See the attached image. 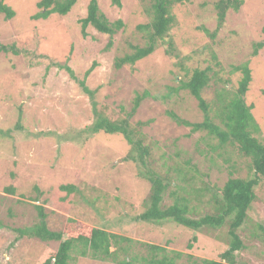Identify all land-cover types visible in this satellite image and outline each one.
I'll return each instance as SVG.
<instances>
[{"label": "rangeland", "instance_id": "374dc122", "mask_svg": "<svg viewBox=\"0 0 264 264\" xmlns=\"http://www.w3.org/2000/svg\"><path fill=\"white\" fill-rule=\"evenodd\" d=\"M38 1L5 0L14 15L5 19L0 13V45L12 46L0 52V264H42L57 249V241L21 236L18 231L38 223L36 205L42 206L49 230L61 231L72 219L71 233L96 227L132 239L129 256L146 253L140 243H153L180 251L178 263L220 260L228 248L226 225L194 231L170 221L138 220L149 182L139 175L137 162L126 158L130 145L120 134L85 138L81 130L94 121L92 102L110 119L120 118L130 110L135 94L147 91L129 123L143 134L151 169L185 188H197L202 180L220 188L229 176L249 177V158L240 156L236 147L220 145L206 131L192 132L171 117L169 112L190 122L203 120L195 98L171 88L194 68L209 66L211 80L202 96L212 104L219 92L233 94L241 75L235 67L247 63L251 81L244 98L253 106L258 124L254 135L264 142V46L252 55L254 43L264 41V0H242L238 11L229 9L213 36L202 28L215 29L216 0L175 3L170 38L134 64L119 68L114 66L116 57L130 53L131 45L145 44V32L137 25L149 21L145 10L152 0H120V7L97 0L110 21L124 23L107 49L109 35L91 26L86 36L81 35L78 20L86 15L89 0H77L65 15L33 20ZM93 63L84 79L94 93L90 98L78 81ZM177 169H189L195 181L189 185L179 180ZM66 184L76 189L60 188ZM254 192L238 230L244 247L235 252V264H264V243L254 234L258 223L264 225V180ZM208 196L191 202L195 216L209 213ZM164 202L170 199L165 196ZM74 255L71 264H119ZM123 258L120 252L117 259Z\"/></svg>", "mask_w": 264, "mask_h": 264}, {"label": "trees", "instance_id": "16d2710c", "mask_svg": "<svg viewBox=\"0 0 264 264\" xmlns=\"http://www.w3.org/2000/svg\"><path fill=\"white\" fill-rule=\"evenodd\" d=\"M77 0H39L36 3L37 11L31 16L33 20L46 19L51 14H67ZM182 0H152L149 7L145 10L150 19L146 23L137 25L138 30L145 32V44L143 46L131 45L132 51L114 60L116 68L125 64H134L154 51L159 41L169 37L170 29L174 23V16L171 12L172 6ZM111 4L121 6L120 0H110ZM242 0H216L214 9L216 14V27L212 32L202 28L203 31L213 36L222 26L226 13L229 9L238 11L242 5ZM0 13L5 19H10L14 15V10L0 0ZM82 36H86V28L91 26L97 32L109 35L106 49L112 44V36L121 28L124 23L121 19L110 21L99 9L97 0H89L86 7V15L79 20ZM170 40V39H169ZM167 43H170V41ZM170 45V44H169ZM264 46V41L254 43L252 55H256L258 49ZM11 47L0 45V52H8ZM94 63L84 73L83 79L79 80L81 90L90 98L94 93L85 84V78L93 69ZM71 77L72 70L65 66ZM210 67L194 68L188 76L180 79L177 87H172V91L186 90L197 101V106L203 114L201 122H190L178 117L175 113L169 112L171 117L179 124L189 126L190 131H206V133L216 138L220 145L231 144L236 147L240 156L249 158V177L229 176L222 187L207 181H200V186H189L185 188L182 184L173 182L168 175L154 171L149 167L148 157L149 148L143 144V134L139 126L131 127L129 120L136 112L140 102L148 96L147 91L135 94L130 110L125 112L124 117L110 119L97 110L95 102H92V112L94 121L83 128L81 133L87 138L92 134H120L130 145L126 158L137 162L140 167L139 175L149 182V193L143 200L144 210L137 216L138 220L161 223L170 221L177 225L191 230L202 228L217 230L223 225L227 226L226 235L228 248L220 253V260L202 259L200 263L194 264H235L236 251H240L244 246L240 240L238 230L247 219V211L255 199L254 188L261 180H264V142L260 141L254 133L258 132V124L255 121L251 104L246 103L244 95L248 90L251 81V70L247 63L236 66L240 71V78L237 87L231 96H225L224 92H219L217 99L209 103L202 96L203 89L211 80ZM264 93V91H263ZM122 110V108H121ZM210 111L213 112L211 117ZM214 119L218 121L215 122ZM178 170V169H177ZM188 170H178L179 180H186L190 185L195 181L193 174H188ZM232 174V173H230ZM177 183V184H175ZM175 184V185H174ZM187 184V185H188ZM61 189L73 192L76 187L70 184L61 185ZM209 194L206 202L210 207L209 213L202 216H195V205L193 200L202 202L205 194ZM165 196L170 199L165 203ZM39 221L31 227L18 229L21 236L36 237L42 241H57V249L46 257L42 264H71L80 257H90L97 260H111L119 264H186L177 262L182 257V253L177 250H167L165 246L153 243H140L144 246L146 253L140 257L137 255L129 256L128 249L135 243L128 237L107 232L102 228H90L87 232H74V222L70 219L61 231L49 230L45 221V213L41 205H36ZM192 214V215H191ZM193 216V217H192ZM257 231L254 234L264 243V225L258 223ZM258 232V233H257ZM192 239L195 241L196 236ZM121 243H126L121 245ZM114 245V250L110 251V246ZM188 248L191 244L188 243ZM123 253L125 258L118 260V254ZM117 260V261H116Z\"/></svg>", "mask_w": 264, "mask_h": 264}]
</instances>
